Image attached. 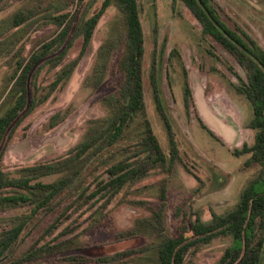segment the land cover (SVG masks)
I'll return each mask as SVG.
<instances>
[{
    "label": "trees",
    "instance_id": "obj_1",
    "mask_svg": "<svg viewBox=\"0 0 264 264\" xmlns=\"http://www.w3.org/2000/svg\"><path fill=\"white\" fill-rule=\"evenodd\" d=\"M6 1L0 0V6ZM65 1L68 4L65 11L47 13L44 18L41 7L36 5L18 11L11 26L3 27L0 21V29L14 34L40 17L47 19L48 25L51 21L58 30L30 56H19L13 61L15 67L0 90V216L26 209L18 221L2 225L0 220V261L7 258L0 264H29L56 254L57 248L46 241L18 256L19 249L47 216L58 214L46 231V236L51 237L67 222L72 221L74 225L87 213L92 212L88 218L92 226L99 224L104 213L118 201L147 212L146 216L136 219L132 228L117 234L118 243L130 244L146 238L148 244L120 252H115L113 245L110 247L113 253L104 255L98 263L123 264L150 255L151 264H196L195 260L205 248L218 241H228L230 246L215 264H260L264 254V190L258 189L264 187V48L216 0H179L200 23L208 53L221 63L225 60L217 52L228 54L246 73V79L239 77L238 90L253 108L249 125L253 140L235 149L233 155L250 156L246 167L256 168L259 173L244 189L238 203L225 213L213 212L211 221H204L193 203L175 204L174 231L171 232L167 224L171 181L175 166L183 164V154L174 139L163 101L162 72L156 58L150 68L149 81L155 92L158 113L168 130L169 150L158 141L149 120L144 71L146 34L140 0H105L82 24L78 10L89 0ZM112 4L123 14L126 42L117 62L122 81L114 95L106 98L108 102L116 100V104L112 103L108 126L88 136L63 156L8 172L3 162L14 132L70 80L76 66L89 53L97 28ZM74 5L77 9L72 12ZM78 39H82L80 54L66 64L68 53ZM175 55L179 53H173L172 57ZM46 68H49L47 73L53 72L50 82L51 78L42 73ZM229 70L237 75L232 66ZM185 84L184 101L188 110L192 91L188 80ZM59 116L53 118L51 126ZM196 118L217 139L204 121L199 116ZM153 176L161 178L137 192L140 195L142 190L146 192L155 186L158 191L155 202L146 197H127L132 188ZM73 225L65 226L62 235L75 233ZM86 251L91 253L90 257L105 253L104 246H89ZM66 261L77 263L78 260L73 257ZM78 262L89 264L92 260L83 257Z\"/></svg>",
    "mask_w": 264,
    "mask_h": 264
},
{
    "label": "rangeland",
    "instance_id": "obj_2",
    "mask_svg": "<svg viewBox=\"0 0 264 264\" xmlns=\"http://www.w3.org/2000/svg\"><path fill=\"white\" fill-rule=\"evenodd\" d=\"M104 1L89 0L82 6L77 14L81 24ZM216 1L264 48V8L263 12L259 11L248 0ZM140 3L146 34L144 71L149 120L158 141L165 150H169L168 130L158 113L155 92L149 81L150 68L156 58L162 72L163 101L168 109L174 139L183 154V164L175 166L171 181L167 224L173 232L175 204L184 201L193 203V207L201 211L202 219L211 221L213 212L221 214L232 209L244 189L257 177L259 172L256 168L246 167L250 156L233 155L235 149L242 148L245 143H252L253 133L249 125L253 118V108L238 90L241 85L239 77L246 79L245 71L228 54L217 52L225 60L221 63L208 53L209 46L203 41L200 23L181 1L140 0ZM36 5L41 7L43 18L47 13H59L68 8L65 0H7L0 6L1 25L11 26L12 18L18 11ZM76 9L74 5L71 11ZM43 18L23 26L17 34L0 29V90L10 70L14 69L13 61L17 57L30 56L43 42L57 34V27L51 21L48 25L47 19L45 21ZM123 19L116 4H112L97 28L89 53L76 66L70 80L17 128L3 162L8 172L63 156L88 136L108 126L112 103L116 104V100L108 102L106 98L118 90L123 78L117 65L126 42ZM81 43L82 39H78L75 47L69 51L66 64L78 58ZM175 51L179 56L172 57ZM230 66L237 75L229 70ZM48 69L42 73L46 78H51L50 82L53 72L47 73ZM186 80L192 91L188 110L184 101ZM58 114L59 118L51 126L53 118ZM196 116L204 121L217 139L200 125ZM160 178H147L132 188L131 195L127 197H146L155 202L158 191L154 185L146 192L142 190L140 195L137 191L155 184ZM258 189L263 191L264 187L259 186ZM24 210L1 214L2 225L8 221H18ZM91 213L83 215L74 225L72 221L64 225H73L75 233L62 235L63 227L51 237L46 236V231L58 214L47 216L19 249L18 256L35 245L49 241L57 248L56 254L29 264H81L78 261L83 257L92 260L89 264H101L98 263L101 257L113 253L110 248L113 245L115 252H120L129 247L148 244L146 238L130 244H119L116 239L118 233L132 228L137 218L146 216V210L126 203L123 205L118 201L104 213L103 220L94 226L88 219ZM89 246H104L105 253L99 257H90L91 253L86 251ZM228 246V241L216 242L205 248L195 263L215 264ZM73 257L77 258V263L66 261ZM145 257L123 264H151V256Z\"/></svg>",
    "mask_w": 264,
    "mask_h": 264
},
{
    "label": "water",
    "instance_id": "obj_3",
    "mask_svg": "<svg viewBox=\"0 0 264 264\" xmlns=\"http://www.w3.org/2000/svg\"><path fill=\"white\" fill-rule=\"evenodd\" d=\"M248 2H249L254 8H256L257 10L263 12V9L261 10V9L259 8L260 5H259L258 3H255V2H253V1H251V0H248ZM261 6H262V5H261ZM263 8H264V5H263ZM5 259H7V258H5ZM5 259H3L2 261H4ZM2 261H0V263H1ZM263 263H264V254H263V257H262V259H261V263H260V264H263Z\"/></svg>",
    "mask_w": 264,
    "mask_h": 264
},
{
    "label": "flooded vegetation",
    "instance_id": "obj_4",
    "mask_svg": "<svg viewBox=\"0 0 264 264\" xmlns=\"http://www.w3.org/2000/svg\"><path fill=\"white\" fill-rule=\"evenodd\" d=\"M258 4L260 5L259 8L262 9L263 8V5H264V0H260V2Z\"/></svg>",
    "mask_w": 264,
    "mask_h": 264
}]
</instances>
